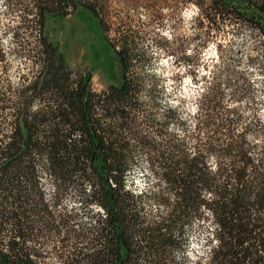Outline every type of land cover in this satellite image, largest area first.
I'll return each instance as SVG.
<instances>
[{
	"label": "trees",
	"instance_id": "16d2710c",
	"mask_svg": "<svg viewBox=\"0 0 264 264\" xmlns=\"http://www.w3.org/2000/svg\"><path fill=\"white\" fill-rule=\"evenodd\" d=\"M32 1L12 28L32 74L0 86V264H47L49 241L60 264H264V102L249 68L264 76V0H196L178 56L201 82L193 111L181 102L159 110L164 78L139 70L144 56L129 35L106 37L117 81L95 91L90 70L72 76L45 21L68 5L101 21L82 0ZM211 40L216 56L206 59ZM139 151L155 181L135 193L126 182ZM71 191L103 212L74 223L55 207ZM206 218L208 250L192 260L188 234Z\"/></svg>",
	"mask_w": 264,
	"mask_h": 264
},
{
	"label": "rangeland",
	"instance_id": "374dc122",
	"mask_svg": "<svg viewBox=\"0 0 264 264\" xmlns=\"http://www.w3.org/2000/svg\"><path fill=\"white\" fill-rule=\"evenodd\" d=\"M84 4L93 6L101 25L85 11L74 10L72 5H68L66 9H57L69 12L64 17L45 21L51 38L57 41L73 71L72 76L90 70L91 85L95 91L103 90L111 82L117 81L120 71L106 37L120 42L123 36L129 35L139 43L138 52L144 56L139 70L159 73L164 78L165 91L155 93L159 110L164 109L167 102H181L184 110H194V98L201 89V82L187 73L189 66L178 60V56L181 55L182 44L193 33L192 19L199 12L196 0H82L79 3L80 6ZM32 5V0H0V31L3 32L1 47L4 52L3 59L0 60V86L5 80L17 85L32 74L34 66L26 52L20 50L21 46L12 29L20 24V8H30ZM222 36H227V32L222 33ZM38 38L40 40L38 33L31 37V45L37 44ZM163 43H167L169 47H165ZM202 55L206 59L216 56L214 40L203 49ZM249 68L259 78L257 95L264 102V76L258 72V67ZM201 71L206 72V68L202 67ZM137 155L126 182L127 188L135 193L155 181L144 154L139 151ZM44 188L50 199L54 183L46 179ZM48 201L52 206V201ZM55 207L63 212H74L76 219L73 222L76 224L92 222L94 214L103 212L98 205L82 204L73 191L63 195ZM150 207H159V204L150 203ZM212 230L213 224L209 218L193 224L188 234L187 254L190 259H196L207 252V240L212 237ZM47 238L54 237L44 236L42 239L46 242ZM41 246L40 249L44 248L46 253L44 260L47 264H60V259L52 253L53 242L49 241Z\"/></svg>",
	"mask_w": 264,
	"mask_h": 264
}]
</instances>
